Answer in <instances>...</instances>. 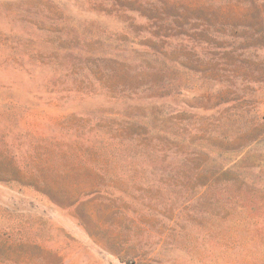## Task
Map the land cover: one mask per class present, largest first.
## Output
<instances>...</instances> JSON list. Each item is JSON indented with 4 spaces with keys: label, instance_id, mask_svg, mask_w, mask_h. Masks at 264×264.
Wrapping results in <instances>:
<instances>
[{
    "label": "rangeland",
    "instance_id": "obj_1",
    "mask_svg": "<svg viewBox=\"0 0 264 264\" xmlns=\"http://www.w3.org/2000/svg\"><path fill=\"white\" fill-rule=\"evenodd\" d=\"M0 264H264V0H0Z\"/></svg>",
    "mask_w": 264,
    "mask_h": 264
}]
</instances>
